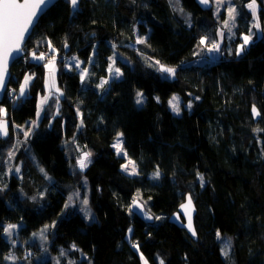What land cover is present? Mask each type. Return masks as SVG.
I'll return each instance as SVG.
<instances>
[{
    "label": "trees",
    "instance_id": "16d2710c",
    "mask_svg": "<svg viewBox=\"0 0 264 264\" xmlns=\"http://www.w3.org/2000/svg\"><path fill=\"white\" fill-rule=\"evenodd\" d=\"M247 1L238 3L243 20L250 18ZM257 1L264 36V3ZM180 5L191 23L169 0H80L73 14L68 1L59 0L39 18L23 57L10 67L14 90L31 75L28 95L15 104L5 97L0 105L11 124L9 137L0 140V175L12 126L33 119L38 98L46 95V67L32 54L57 51L61 95L58 106L50 97L29 140L34 161L21 154V178L0 177V264H14L6 260L12 247L2 232L17 223L22 240L48 226L47 250L59 264H142L141 254L148 264H264V37L239 55L233 49L219 62L193 64L200 38L214 26L212 13L196 0ZM135 26L147 35L138 50L176 69L175 79L163 78L137 50L122 46L134 41ZM113 44L125 61H116L121 77L101 93L97 84L107 76ZM94 49L96 64L85 88L76 73L65 70L62 57L75 54L86 63ZM137 91L145 96L141 107ZM173 94L183 104L192 97L198 101L176 116L168 105ZM253 106L260 115H253ZM117 134L136 176L122 170L124 160L112 147ZM75 142L90 153L84 170L75 168ZM84 179L92 221L76 210L62 216L68 187L83 188ZM187 193L196 208L195 239L168 222ZM136 196L152 221L130 209ZM226 238L231 255L225 258ZM28 250H15L26 264L41 254L36 245ZM32 264L54 263L49 258Z\"/></svg>",
    "mask_w": 264,
    "mask_h": 264
},
{
    "label": "rangeland",
    "instance_id": "374dc122",
    "mask_svg": "<svg viewBox=\"0 0 264 264\" xmlns=\"http://www.w3.org/2000/svg\"><path fill=\"white\" fill-rule=\"evenodd\" d=\"M171 3V6L176 10L180 12V15L187 19L188 22L191 21V19L188 17L187 14H184L180 5V0H169ZM213 3L212 9L210 10L212 13V21H213V25L209 30H207L206 34L204 36H202L201 39L205 40V44H201L196 52V60L193 62V64H197V65H203L206 63H212V62H219L220 59L229 57L230 55H232L233 49H235V52L237 53V50L240 49V46L244 44V40L243 37L245 35H248L249 33H251V37L250 40L248 42L247 45H244V49L243 51H240V53H243L245 51V49H247L249 47L250 44H252L251 42L255 39V38H261L264 37L261 27L259 29H257L256 27H254V24L259 23V11H260V3L256 0V19L254 20L253 16H252V12L251 10L248 8V4L252 2V0H248L245 5H246V10L247 13H249L250 18L249 19H242L241 15H242V10L241 7L238 6V3H241L243 0H221V2L218 4L217 0H211ZM246 1V0H244ZM264 3V0H262ZM173 3V5H172ZM175 6V7H174ZM229 8H234L236 9V15H235V19L230 21L229 23V28L231 29V31H228L227 28L224 27V22L229 20ZM245 9V8H244ZM264 10V7H263ZM240 19H242V21H239ZM191 23V22H190ZM246 30V33L243 35H238V31L239 30ZM134 30V41L125 45H122L123 47H127L129 49H133V50H137L139 55L143 57V59L145 60L146 64L152 68L154 71L158 72L163 78H166L168 80H173L176 77V71H175V75H169L168 73H162L160 72L159 66L162 64H157L152 58H149L145 55H143V53L138 50V47L141 46L147 38V35H141L138 31V28L135 26L133 28ZM221 33H223V35H221ZM239 39V40H238ZM138 41H143V43H138ZM239 42V43H238ZM212 43H217L220 46V50L219 51H209L208 49L211 47ZM39 43L35 44L34 46L36 47V45H38ZM238 44V45H237ZM116 44H113V55L110 57L109 59V64L107 67V77L105 78H101L98 82V88H100L101 90L99 92L103 93L111 84L112 81H115L117 79H119L120 76V70H119V75L116 74V69H119L116 66V61L117 60H122L125 61V56L123 54H121L117 49H116ZM40 52V51H39ZM36 53L39 55H36L35 53L31 55V57H35V56H43V59H40V62L42 64H48L50 61L54 62L53 68H52V72H54V86H53V82L50 79V69L46 68V81H45V90H46V95L41 96L38 98L37 100V106H36V112H35V116L33 119L28 120L23 126H16L13 125L12 126V135H13V143L8 147V145L4 148L3 151V157L1 158V167L3 169V173H1L0 177H11V176H16L17 178H21L22 176V161L19 160V157L21 154L29 156L33 161L34 158L32 156V154L29 151V140L32 136V134L34 133V131L37 129L38 124L40 123L44 110L46 108L47 103H49L51 100V103H55L58 106V101H59V97L61 94H59L57 92V70H58V65L55 62H58L57 60V51L53 48L50 47V49L48 51H42L40 53ZM238 54V55H239ZM63 59V66L65 67V70L67 71H72L74 73H76L80 79H81V75H84V79H83V85L86 88L87 87V83H88V78H90L93 74V66L96 64V51L95 49L92 51V54L89 58V60H87V62L85 63L82 59H79L77 57V55H70V56H64L62 57ZM37 60V59H36ZM77 62H79V66L77 67ZM109 65H112V70L110 72L109 70ZM167 67V66H166ZM171 68V67H170ZM176 70V69H175ZM26 77H30L29 81H28V85L27 87H25L24 89V94L21 95V85L24 84L25 82V78ZM32 77L31 75H25V77L22 79L19 87L17 90H14L13 88H11L10 91V98L9 100H11V104H15L19 101V99H24L27 95H28V89H29V85L31 83ZM103 80H107L108 83L104 84L103 87H100L99 85L101 84V81ZM9 93V91L7 92ZM138 93L142 94L141 97H139L142 100V103L140 104H136L138 105V107L143 106V104L145 103V96L143 95L142 92L137 91L136 93V101L138 99ZM54 96L53 98L50 97ZM173 96L178 97V103H179V108L180 111L177 114L176 112H174L171 108V106L169 105V100H171V98ZM47 97V102L44 103L43 105H41V100L43 98ZM8 98V96H7ZM50 100V101H49ZM168 100V105L169 108L171 110V112L176 115V116H180L182 114V111L185 109L187 111H191L192 110V105H193V101H198V98L192 97L191 101L188 102L187 104H183L182 99L178 96V94H173L170 99ZM189 105H191V107H189ZM2 109H4L2 106L0 107ZM5 114L0 116V118H6L7 116V112L4 109ZM39 113V115H38ZM55 115H57V110L55 111ZM78 115H80V112L78 111ZM28 132V135L25 136L24 133ZM118 135V134H117ZM116 139L117 136L115 137L114 141L112 142V147L114 145V143H116ZM120 140L122 141V149L123 151L118 154L116 151V148L113 147V149L115 150L116 154L120 157L123 158L124 163L122 165V170L124 173H126L127 175H129V172L132 170L133 164H129L128 161L131 160L128 155L125 156L123 153H126L123 147V136L120 134ZM75 150L77 152V157H76V163H75V168L79 169V170H84L88 164L91 161V157H88L87 160V166L84 169H81L79 166V159L81 158V156L87 152V150H85L82 146H80L77 142H75ZM9 152H11L13 155L11 156V158L9 157ZM132 161V160H131ZM134 163V162H133ZM124 165H127V170L124 168ZM135 169H136V174L135 175H130V176H136L138 174V170L136 168V165L134 163ZM18 169V171H17ZM3 175V176H2ZM43 175L45 176L47 181H52V179L45 174V172L43 173ZM3 178H1L2 181ZM83 186V188H78V187H68L67 189V195H66V202L64 205V209H63V213L62 216L67 215L68 213L74 212L75 210L78 211L86 220L88 221H92L93 219V212L89 207V197H90V188H89V184L87 183V180L84 179V181L81 184ZM41 198V197H40ZM71 198V199H70ZM138 197L136 196V199L134 198L132 200V204L130 209L134 212H136L137 214H139L141 217H143L145 220L147 221H152L153 219H148L147 216L149 215L146 211V205H144V203L141 202L140 198L137 199ZM87 200V204H84V201ZM134 202L139 203L143 210L141 209V207H135ZM66 205H68L66 207ZM10 225H14L15 227L10 229L11 235H9L8 233H6L4 230L8 228L9 224H6L3 227V235L5 237V240L11 245L12 247V251H10V253H8L6 255V260L8 262L14 263V264H26V261L23 258H19L16 254H15V250L19 249L21 250L22 253H25V251L27 253H31L30 250H28V246L30 245H36L40 251L41 254L40 255H35L32 259L28 260L27 263L28 264H32V263H37L39 261H46V260H52L54 264H57L59 262V259H57V257L52 256L49 253V250H47L50 247V239H49V232H50V228L47 226L46 231L43 233V236L41 235V230H38L36 232H33L29 238L27 239H19V235H18V231L22 226V223H17V224H10ZM45 229V228H43ZM221 249L222 252L223 251H227L228 255L227 257H230L231 255V243L230 241L226 238L222 240L221 243ZM225 257V256H224ZM226 258V257H225ZM142 262V261H141Z\"/></svg>",
    "mask_w": 264,
    "mask_h": 264
},
{
    "label": "snow or ice",
    "instance_id": "6c2138e0",
    "mask_svg": "<svg viewBox=\"0 0 264 264\" xmlns=\"http://www.w3.org/2000/svg\"><path fill=\"white\" fill-rule=\"evenodd\" d=\"M202 4L207 5L209 3V0H200ZM221 0H217V3L219 4ZM49 3V0H24L23 3L18 2V0H0V88H3L5 85V73L8 71V66H9V56L11 53L16 52L19 53L22 51V43L25 40V34L29 32L30 26H34L39 18V13L43 12L44 8L42 6H46ZM71 5L75 9L78 0H70ZM248 8L252 12V16L254 20L256 19V0H252L251 3L248 4ZM236 9L234 8H229V20L224 22V27L228 29V31H231L229 28V23L230 21L235 19L236 15ZM35 18V19H34ZM254 27L257 29L260 28V24L256 23L254 24ZM223 35V33H221ZM251 37V33L248 35H245L243 37L244 44L240 46V49L237 50V55L239 54L240 51H243L244 45H247ZM138 43H143V41H138ZM200 43L203 45L205 44V40L201 39ZM209 51H219L220 46L217 43H212L211 47L208 49ZM35 59H43V56L40 57H34ZM159 64V62H156ZM54 62L50 61L48 64H45L46 68L50 69V79L53 82L54 86V72H52ZM79 66V62H77V67ZM109 70L111 72L112 70V65H109ZM160 72L162 73H168L169 75H175V69L166 67L164 65H160L159 69ZM116 74L119 75V69H116ZM30 77L25 78L24 84L21 85V95L24 94V89L28 85ZM84 75H81V80L83 81ZM107 80L101 81V84L99 85L100 87H103L104 84H107ZM138 99H137V104L142 103V100L139 98L142 96V94L138 93ZM47 97L43 98L41 100V105L47 102ZM169 105L171 106L172 110L176 112L177 114L180 111L179 108V103H178V97L173 96L171 100H169ZM191 107V105H189ZM252 112L254 116L260 115L259 112H257L255 106L252 108ZM4 109L0 108V116L4 115ZM39 115V113H38ZM0 134H3L4 136L8 135V126L7 123L4 120H0ZM25 136L28 135V132L24 133ZM113 147L116 148V151L118 154H120L123 149H122V141L120 140V134L117 135L116 143H114ZM125 156H127V153H123ZM13 154L9 152V157L11 158ZM90 156V153L85 152L81 158L79 159L78 163L81 169H84L87 166V160L88 157ZM129 164H133L132 170L129 172V175H135L136 174V169L134 166L133 161L129 160ZM124 168L127 170V165H124ZM18 171V169H17ZM157 177L159 176V173L157 172L155 174ZM198 178L201 181V184L203 185V177L198 175ZM71 199V198H70ZM84 204H87V200L84 201ZM135 207H141L143 210L142 206L134 202ZM191 205L192 201L191 198L189 197L187 204L181 205L182 209L185 211V215L188 217V224L187 227L189 231L192 232V235L195 236L196 233L192 228V217H191ZM68 205H66L67 207ZM148 219H152L153 217L151 215L147 216ZM157 219H159L157 217ZM14 225H9L7 229L4 231L11 235L10 229L14 228ZM47 226H45V229L41 230V235L43 236V233L46 231ZM131 231V230H130ZM217 237L220 238V233H217ZM133 247L136 248L137 252H139V247L135 244H133ZM73 248H75V245H73ZM65 253H61V255H64ZM222 254L227 257L228 253L227 251H223ZM140 259L142 261V264H148L147 260L141 254ZM59 264V262H58ZM160 264H164V261L161 260Z\"/></svg>",
    "mask_w": 264,
    "mask_h": 264
},
{
    "label": "water",
    "instance_id": "95a60500",
    "mask_svg": "<svg viewBox=\"0 0 264 264\" xmlns=\"http://www.w3.org/2000/svg\"><path fill=\"white\" fill-rule=\"evenodd\" d=\"M58 1L59 0H49V3L46 6H42L44 8V10H43V12L39 13V18L44 13H46ZM67 1L69 3L71 14H73L74 12H76L78 10L79 4H80V0H78V4H77L75 9L71 5L70 0H67ZM18 2L23 3L24 0H18ZM196 3L200 7V9L202 11H209V10L212 9V6H213V3H212L211 0H209V3L207 5L202 4L200 2V0H196ZM39 18H38V20H39ZM38 20H37V22H38ZM37 22H36V24H37ZM36 24L34 26H30L29 32L25 34V40L22 43V51H20L19 53L13 52L9 56L8 71H7V73H5V85H4L3 88H0V105L3 103L4 97H5V93H6L8 85H9V81H10V77H11L10 67L12 66V64L15 61H17L19 58H21L24 55V49L23 48L25 46V43H26L27 39L29 38L30 34L32 33L34 27L36 26ZM0 120H4L7 123V126H8V135L4 136L3 134H0V140H5V139H7L9 137L11 124H10V121L8 119H6V118H4V119L0 118ZM189 197L191 198V195L189 193H187L185 195V197H184V201L178 206L177 210L169 216L168 222L174 224L175 226H177L180 229L185 230L193 239H195L196 235L193 236L192 232L189 231V229L187 227L188 217H187V215H185V211L181 207V205L187 204ZM191 201H192V205H191L192 228L195 231L194 218H195V215H196V208H195V204H194V201L192 200V198H191Z\"/></svg>",
    "mask_w": 264,
    "mask_h": 264
},
{
    "label": "flooded vegetation",
    "instance_id": "af4514ba",
    "mask_svg": "<svg viewBox=\"0 0 264 264\" xmlns=\"http://www.w3.org/2000/svg\"><path fill=\"white\" fill-rule=\"evenodd\" d=\"M8 91H9L8 95H10L11 88L9 87V85L7 87V90H6L5 97H7V92ZM5 97H4V99H5ZM7 101H11V100H9V98H8Z\"/></svg>",
    "mask_w": 264,
    "mask_h": 264
},
{
    "label": "crops",
    "instance_id": "0c3cea01",
    "mask_svg": "<svg viewBox=\"0 0 264 264\" xmlns=\"http://www.w3.org/2000/svg\"><path fill=\"white\" fill-rule=\"evenodd\" d=\"M107 77V76H106ZM81 80V79H80ZM82 81V80H81ZM98 85V84H97ZM98 88V86H97ZM98 90H101L100 88H98ZM57 92L60 94V91L57 89ZM80 117V115H78Z\"/></svg>",
    "mask_w": 264,
    "mask_h": 264
},
{
    "label": "built area",
    "instance_id": "2783aa9c",
    "mask_svg": "<svg viewBox=\"0 0 264 264\" xmlns=\"http://www.w3.org/2000/svg\"><path fill=\"white\" fill-rule=\"evenodd\" d=\"M7 96H8V98H10L11 95H8V93H7Z\"/></svg>",
    "mask_w": 264,
    "mask_h": 264
},
{
    "label": "bare ground",
    "instance_id": "6f19581e",
    "mask_svg": "<svg viewBox=\"0 0 264 264\" xmlns=\"http://www.w3.org/2000/svg\"><path fill=\"white\" fill-rule=\"evenodd\" d=\"M22 57H23V56H22ZM22 57H21V58H22ZM21 58H19V59H21ZM19 59H18V60H19Z\"/></svg>",
    "mask_w": 264,
    "mask_h": 264
},
{
    "label": "clouds",
    "instance_id": "9594fccd",
    "mask_svg": "<svg viewBox=\"0 0 264 264\" xmlns=\"http://www.w3.org/2000/svg\"><path fill=\"white\" fill-rule=\"evenodd\" d=\"M6 99H8V98L6 97Z\"/></svg>",
    "mask_w": 264,
    "mask_h": 264
}]
</instances>
